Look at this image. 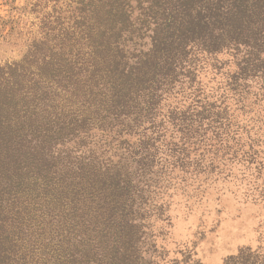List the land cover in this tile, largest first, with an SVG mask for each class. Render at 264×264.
Instances as JSON below:
<instances>
[{
  "label": "rangeland",
  "instance_id": "1",
  "mask_svg": "<svg viewBox=\"0 0 264 264\" xmlns=\"http://www.w3.org/2000/svg\"><path fill=\"white\" fill-rule=\"evenodd\" d=\"M101 2L0 0L3 114L35 120L0 150V261L106 264L124 221L130 264H264V25L181 47L177 0Z\"/></svg>",
  "mask_w": 264,
  "mask_h": 264
},
{
  "label": "trees",
  "instance_id": "2",
  "mask_svg": "<svg viewBox=\"0 0 264 264\" xmlns=\"http://www.w3.org/2000/svg\"><path fill=\"white\" fill-rule=\"evenodd\" d=\"M120 0H103L100 3L102 12L112 13L115 10L118 16L124 15L125 10ZM179 2V11L181 14V36H177V41H180V46H186L188 38L196 34L199 29H205L213 24H219V29L223 32L221 37L230 35L241 36L245 31L250 33L258 26L264 25V0H177ZM96 11L98 6H96ZM205 12V13H204ZM204 14V15H203ZM260 33L261 30H256ZM213 42L214 49L221 50V42ZM236 41H240L236 40ZM190 43V42H189ZM158 47H156L157 50ZM180 48V47H179ZM184 48V47H183ZM165 49L171 50L170 47ZM156 50H153L154 52ZM128 78H131L128 76ZM139 79L141 76H139ZM14 97L12 99L5 98L0 102V150L12 141H16V135L20 132V137L26 129L31 130L35 124L32 115H29V107L22 111L23 116L18 115L17 107L10 111L9 114H3L7 109L14 104ZM16 113L12 115V113ZM20 129V131H19ZM3 222L0 221V232L2 231ZM123 232L116 237L115 246L112 248L111 253L108 254L111 259H106V264H130L133 262L135 243L132 230L134 227L130 222H121ZM1 247L2 254L9 253L8 250L3 248L0 236V260H1ZM12 254V251L10 250ZM241 254V253H240ZM248 257L244 252L236 258H232L227 264H248ZM22 259L20 260V264ZM0 264H6L5 261H0ZM256 264V263H254Z\"/></svg>",
  "mask_w": 264,
  "mask_h": 264
}]
</instances>
